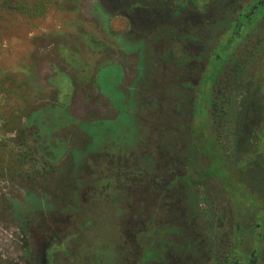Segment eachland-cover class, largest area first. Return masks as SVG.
<instances>
[{
	"label": "rangeland",
	"instance_id": "rangeland-1",
	"mask_svg": "<svg viewBox=\"0 0 264 264\" xmlns=\"http://www.w3.org/2000/svg\"><path fill=\"white\" fill-rule=\"evenodd\" d=\"M194 1L52 0L29 23L0 0L3 264H145L146 230L134 231L149 212L181 221L183 195L155 199L171 176L182 183L176 52L159 51L176 28L146 35L127 17L139 3ZM173 257L160 264H203L194 249Z\"/></svg>",
	"mask_w": 264,
	"mask_h": 264
},
{
	"label": "flooded vegetation",
	"instance_id": "flooded-vegetation-1",
	"mask_svg": "<svg viewBox=\"0 0 264 264\" xmlns=\"http://www.w3.org/2000/svg\"><path fill=\"white\" fill-rule=\"evenodd\" d=\"M208 2L202 7L201 0L181 2L173 12L140 3L128 7L129 24H141L146 35L166 23L176 28L159 51L176 52L183 110L178 145L183 158L172 173L182 183L169 176L155 199L176 190L185 207L180 222L150 211L147 227L135 229L146 230L135 244L145 264L192 249L203 264H264V0ZM139 253L135 256L142 257Z\"/></svg>",
	"mask_w": 264,
	"mask_h": 264
},
{
	"label": "trees",
	"instance_id": "trees-1",
	"mask_svg": "<svg viewBox=\"0 0 264 264\" xmlns=\"http://www.w3.org/2000/svg\"><path fill=\"white\" fill-rule=\"evenodd\" d=\"M51 2L52 0H10V3L7 4L10 11L32 23L44 19ZM0 264H3L1 259Z\"/></svg>",
	"mask_w": 264,
	"mask_h": 264
}]
</instances>
